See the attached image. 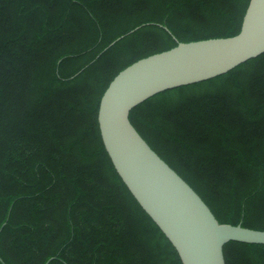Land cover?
<instances>
[{
	"label": "trees",
	"instance_id": "trees-1",
	"mask_svg": "<svg viewBox=\"0 0 264 264\" xmlns=\"http://www.w3.org/2000/svg\"><path fill=\"white\" fill-rule=\"evenodd\" d=\"M249 3L0 0V264H183L116 171L100 101L142 58L237 35ZM130 120L220 223L264 230V53ZM224 255L264 264V244Z\"/></svg>",
	"mask_w": 264,
	"mask_h": 264
},
{
	"label": "water",
	"instance_id": "water-1",
	"mask_svg": "<svg viewBox=\"0 0 264 264\" xmlns=\"http://www.w3.org/2000/svg\"><path fill=\"white\" fill-rule=\"evenodd\" d=\"M263 53L264 0H250L237 35L180 42L142 58L119 72L101 98L98 122L105 149L183 264H226L228 242L264 244V230L220 223L201 196L141 136L130 112L160 92L225 74Z\"/></svg>",
	"mask_w": 264,
	"mask_h": 264
}]
</instances>
